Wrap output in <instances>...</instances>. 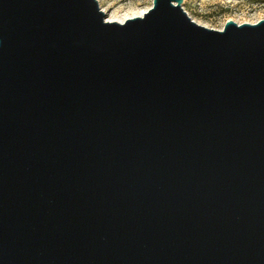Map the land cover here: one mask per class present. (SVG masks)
<instances>
[{
  "label": "water",
  "instance_id": "obj_1",
  "mask_svg": "<svg viewBox=\"0 0 264 264\" xmlns=\"http://www.w3.org/2000/svg\"><path fill=\"white\" fill-rule=\"evenodd\" d=\"M184 0H0V264H264V20Z\"/></svg>",
  "mask_w": 264,
  "mask_h": 264
},
{
  "label": "rangeland",
  "instance_id": "obj_2",
  "mask_svg": "<svg viewBox=\"0 0 264 264\" xmlns=\"http://www.w3.org/2000/svg\"><path fill=\"white\" fill-rule=\"evenodd\" d=\"M106 20H123L150 10L153 0H97ZM184 10L196 23L222 30L227 21L255 24L264 20V0H184Z\"/></svg>",
  "mask_w": 264,
  "mask_h": 264
},
{
  "label": "bare ground",
  "instance_id": "obj_3",
  "mask_svg": "<svg viewBox=\"0 0 264 264\" xmlns=\"http://www.w3.org/2000/svg\"><path fill=\"white\" fill-rule=\"evenodd\" d=\"M103 12L107 15V11H106V10H103ZM145 13H147V10H145L143 13H140L139 15L136 14V13H131V14H130V17L125 18V19H123V20H121V19H120V20H111V19H109L108 21H110V22L116 21V22L123 23V22H125L126 20H131V19H134V18L142 17Z\"/></svg>",
  "mask_w": 264,
  "mask_h": 264
}]
</instances>
